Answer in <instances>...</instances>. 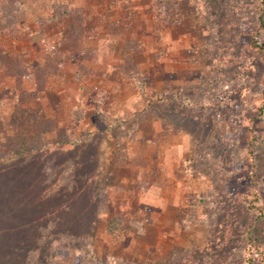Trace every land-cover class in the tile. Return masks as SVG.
I'll return each mask as SVG.
<instances>
[{
    "label": "rangeland",
    "instance_id": "1",
    "mask_svg": "<svg viewBox=\"0 0 264 264\" xmlns=\"http://www.w3.org/2000/svg\"><path fill=\"white\" fill-rule=\"evenodd\" d=\"M261 44L264 0H0V174L29 169L26 217L64 198L44 200L58 179L82 208L98 194L93 264H248L264 247ZM59 217L14 232L26 249L1 230L0 264L83 263Z\"/></svg>",
    "mask_w": 264,
    "mask_h": 264
},
{
    "label": "trees",
    "instance_id": "2",
    "mask_svg": "<svg viewBox=\"0 0 264 264\" xmlns=\"http://www.w3.org/2000/svg\"><path fill=\"white\" fill-rule=\"evenodd\" d=\"M260 46L264 51V44H261ZM29 150L32 151V149ZM29 155V159H33L31 158L33 157V153H29ZM48 158L45 160H48ZM25 161L27 162L28 159L21 160L19 162V166L24 165ZM191 161H189V163ZM40 166L41 171H43V169L47 170L49 168L48 161H44V163ZM187 169L188 172H190L189 166H187ZM28 170V168H24L23 172L20 174H10L7 171H4L3 174H0V203L3 204V207L0 208V231L4 230L9 236L7 238L11 240L7 247H11V249L14 250L26 249L27 245L25 240L27 237L22 235L16 236L14 232H21L23 230L30 229L29 227L33 222L36 223L38 221H42L44 217L48 215V213L50 215H54L59 212V219L57 221L54 219L57 224L61 226L57 232L58 236L55 237L57 245L65 249L74 250L81 253L82 258L84 259L83 263L81 264H93L92 259L94 258V248L92 243L89 242L90 231L87 226H89L92 222L91 219L94 214L101 212L102 210L99 208L98 202H96L92 211L93 216L92 212L91 214H87V211L92 206V202H94V200L96 201L98 198V194L96 195L92 191H88L87 194V192L82 191V193H86L85 199H89L87 200V206L82 208L79 206L76 200L71 199V201H68L65 199V196H70V193L72 194L73 191V196H77V190H75L76 185H68L65 189H60L59 184L57 185L58 179H56L50 188L47 187L42 190L45 196L44 200L49 201L52 197L58 199L61 195L64 196V198L59 199L57 203L50 205L48 210L42 209V202H39L38 204L40 205V208L39 206L36 208L37 212L34 213V216L32 218L26 217L30 211L27 205H22L23 203L21 201L28 196L26 195V192L29 188L30 179L28 177L30 176L25 173L28 172ZM86 176H88L87 180H90L92 177L90 173H87ZM42 182L43 181H41V183ZM59 189L60 192L58 193ZM64 190L65 194L63 193ZM80 193L81 191L79 194ZM109 202H111V200ZM191 203L192 206L195 207L198 205V202L195 200ZM253 204L256 203L253 202ZM36 224L33 225L35 226ZM80 240L88 242L84 244V242H80ZM263 248L264 247L262 245L256 244L254 242H251L247 245L246 252L248 264H251L255 260V255H259V252H261ZM252 254H254V256H252ZM121 261L122 259L120 258L111 257L108 264H123Z\"/></svg>",
    "mask_w": 264,
    "mask_h": 264
}]
</instances>
